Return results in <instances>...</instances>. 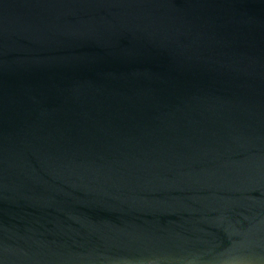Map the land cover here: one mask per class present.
<instances>
[{
    "label": "water",
    "instance_id": "obj_1",
    "mask_svg": "<svg viewBox=\"0 0 264 264\" xmlns=\"http://www.w3.org/2000/svg\"><path fill=\"white\" fill-rule=\"evenodd\" d=\"M0 264H264V0H0Z\"/></svg>",
    "mask_w": 264,
    "mask_h": 264
}]
</instances>
